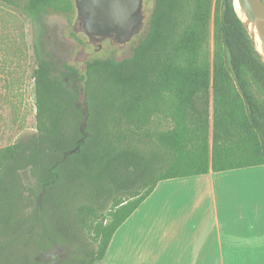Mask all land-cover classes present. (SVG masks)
I'll use <instances>...</instances> for the list:
<instances>
[{
  "label": "trees",
  "instance_id": "trees-1",
  "mask_svg": "<svg viewBox=\"0 0 264 264\" xmlns=\"http://www.w3.org/2000/svg\"><path fill=\"white\" fill-rule=\"evenodd\" d=\"M72 6L0 0V27L19 31L7 43L17 61L25 36L11 8L35 14ZM31 77L36 132L0 148V264H38L35 256L55 238L52 225L71 220L72 199L88 184L104 193L105 205L113 198L108 220L88 229L96 239L88 259L67 264L101 259L159 181L264 164V63L231 0H154L129 57L91 58L82 72L67 67V75L38 59ZM25 169L32 187L22 180ZM74 208L81 223L88 208L95 211Z\"/></svg>",
  "mask_w": 264,
  "mask_h": 264
},
{
  "label": "crops",
  "instance_id": "crops-1",
  "mask_svg": "<svg viewBox=\"0 0 264 264\" xmlns=\"http://www.w3.org/2000/svg\"><path fill=\"white\" fill-rule=\"evenodd\" d=\"M93 264H264V164L159 181Z\"/></svg>",
  "mask_w": 264,
  "mask_h": 264
},
{
  "label": "rangeland",
  "instance_id": "rangeland-1",
  "mask_svg": "<svg viewBox=\"0 0 264 264\" xmlns=\"http://www.w3.org/2000/svg\"><path fill=\"white\" fill-rule=\"evenodd\" d=\"M153 5L154 0H142L141 13L143 14V19L141 25L132 38L125 43H119L113 39H106L103 42L92 41L80 26L71 28V25H75V10L74 15L67 19L58 14H49L47 16L44 13L26 14L21 8L12 7L11 11L14 12L18 22L23 27L25 49L20 61H17L18 55L15 54L14 46L7 43L10 39L16 37L19 31L10 27L4 30L0 27V148L25 139L36 132L31 73L39 59L37 47L38 21H41L44 27L47 24V28L51 31V40L59 45L61 52L59 56L54 53L45 55V59L65 66H74L76 71L82 72L85 62L91 58L121 60L129 57L135 45L147 31ZM1 14L2 16L5 15L4 12ZM47 28L45 27L46 31ZM49 41L50 39L45 40V37H42L41 46L47 47ZM98 43L101 44V47L97 49ZM210 47H212V43ZM16 62L20 63L19 67L16 66ZM79 100H82V96H80ZM163 126L166 125H161L160 127ZM23 174L25 176L22 177L25 186L32 187L30 172H23ZM35 194L37 196V191ZM179 200H181V196H176L172 201L170 199V202H166L164 205L160 201L161 204L159 203L157 206V211L160 213L159 216L162 217L165 214L159 212L163 208H167L165 212L168 213L171 209L175 210L179 207ZM108 205L109 201L105 206L107 207ZM53 235L55 237L54 240L57 242L66 243L58 232ZM68 248L69 252L72 253L73 248L70 246Z\"/></svg>",
  "mask_w": 264,
  "mask_h": 264
},
{
  "label": "flooded vegetation",
  "instance_id": "flooded-vegetation-1",
  "mask_svg": "<svg viewBox=\"0 0 264 264\" xmlns=\"http://www.w3.org/2000/svg\"><path fill=\"white\" fill-rule=\"evenodd\" d=\"M73 6L71 7L70 10H47L44 12H37V14L44 13V15H49V14H58L62 15L64 18L70 19L74 15V10H75V25H71V28L80 26L81 29L84 31L83 28V18L77 9L75 5V0H72ZM149 21V20H148ZM68 24V22H67ZM70 25V24H69ZM141 25V24H140ZM138 25L134 31H137V29L140 27ZM45 27L47 28V24H45ZM45 27L41 24V21H38L37 24V47H38V58L39 60L43 61H48V59H45V55L48 54H56L57 56L60 55V47L59 45L52 41V35L51 31L47 28V31L45 30ZM148 27V25H147ZM85 32V31H84ZM86 33V32H85ZM87 34V33H86ZM87 36L92 40V41H99L103 42L106 39H113L114 41L117 42V34L112 33L109 36H106L104 38L96 39V37L88 35ZM42 37H45V40L50 39L49 45L46 46H41L42 43ZM46 47V48H45ZM101 47V44L98 43L97 49ZM45 48V49H44ZM44 50V52H43ZM88 60L85 62L83 66V70L86 68ZM55 66H57L64 74L67 75V67H71L75 69L74 66H65L63 64H57L53 62ZM66 84H70V82L67 79V76L64 77ZM77 104H84V96H82V100L80 101L78 99ZM21 177H25L24 174L21 171ZM23 180V178H22ZM98 188H102L104 190L106 188V183L105 180H99L98 181ZM92 185L88 184L87 186V192L81 193L77 195L74 199H72L73 204L70 206V210L72 213L71 220L69 222H65L63 224H60V226L54 225V233H59L61 237H63V240L66 241V243L63 242H57L56 240H49L48 247L42 248L38 255L35 256L36 261L38 264H67L66 261H70V259H77L81 261H85L88 259L89 256V251L91 248L95 246L96 239L94 238V232L89 231L88 229L90 226L94 228V225L97 226V221L102 220L103 223H106L108 218L105 215L106 212V197L103 194H98L95 195L92 191ZM44 190L37 191V197L39 200V209H41V198L42 195L44 194ZM113 199V198H112ZM112 199L109 198V205L112 202ZM74 204H77V206L81 205H92V207L95 209L94 212L90 211V208L87 209L85 213H83V216L85 218V223L77 222L74 219L76 218V208H74ZM42 230V227L39 226V231ZM57 231V232H55ZM73 248V252H69L68 247ZM88 251V252H87ZM69 264V263H68Z\"/></svg>",
  "mask_w": 264,
  "mask_h": 264
},
{
  "label": "water",
  "instance_id": "water-1",
  "mask_svg": "<svg viewBox=\"0 0 264 264\" xmlns=\"http://www.w3.org/2000/svg\"><path fill=\"white\" fill-rule=\"evenodd\" d=\"M231 1L236 17L264 63V0H236L238 7L235 0ZM141 4L142 0H75L88 35L100 39L116 33L119 43L128 42L141 24Z\"/></svg>",
  "mask_w": 264,
  "mask_h": 264
},
{
  "label": "bare ground",
  "instance_id": "bare-ground-1",
  "mask_svg": "<svg viewBox=\"0 0 264 264\" xmlns=\"http://www.w3.org/2000/svg\"><path fill=\"white\" fill-rule=\"evenodd\" d=\"M235 5H236V7H238V4H237V1L235 0Z\"/></svg>",
  "mask_w": 264,
  "mask_h": 264
}]
</instances>
